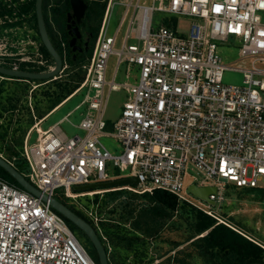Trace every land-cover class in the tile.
Returning <instances> with one entry per match:
<instances>
[{
    "label": "built area",
    "instance_id": "built-area-1",
    "mask_svg": "<svg viewBox=\"0 0 264 264\" xmlns=\"http://www.w3.org/2000/svg\"><path fill=\"white\" fill-rule=\"evenodd\" d=\"M116 3L124 9L110 35L108 21ZM154 11L170 15L158 29L151 24ZM177 16L191 19L186 35L175 28ZM50 24L57 31L52 20ZM124 24L120 47L115 48ZM23 29L28 31V26ZM31 29L30 56L20 61L30 62V71L49 70L50 61ZM58 36L64 65L66 42ZM131 37L134 42L128 43ZM231 40L240 43L239 67L224 64L218 50L219 43ZM23 49L20 53L25 54ZM14 55L0 48V65L23 69ZM110 55L116 62L107 79ZM121 65L125 80L116 82ZM82 67L84 77L75 92L85 93L76 108L85 105L86 109L76 127L84 134L69 136L58 123L46 130L34 125L38 137L29 143L27 135L22 147L28 165L25 177L43 194L73 200L119 189L136 193L161 189L226 224L215 213L225 199L226 184L264 186V0H151V4L106 0L92 54ZM134 68L137 78L129 81L136 75L131 73ZM225 70L241 72L242 83H224ZM119 89L127 97L117 120L108 122L104 119L108 95ZM102 136L116 139L120 151L111 153L100 142ZM110 168L116 173L111 175ZM188 175L190 184L216 187L209 194L215 206L189 197ZM126 177H136L138 183L73 190ZM75 205L100 231L103 217L96 211L97 203ZM0 264L95 262L48 202L0 177Z\"/></svg>",
    "mask_w": 264,
    "mask_h": 264
},
{
    "label": "rangeland",
    "instance_id": "rangeland-1",
    "mask_svg": "<svg viewBox=\"0 0 264 264\" xmlns=\"http://www.w3.org/2000/svg\"><path fill=\"white\" fill-rule=\"evenodd\" d=\"M22 1L24 0H19L18 2ZM141 2L151 4V0H141ZM0 3L6 4L8 8H13V15L0 16V42L2 41V44L6 42V45H1L0 48L2 52L6 51L15 53L16 55L13 56V59L17 58L15 63L19 65L20 68H22L23 63V69H28L30 68V62H21L20 58L30 56V27L32 28V38H34V40L39 43L37 40L36 29L33 24L32 14L30 13L29 15L18 16L16 14L17 9L14 8L18 4L17 2H11V5H9V0H0ZM123 9L124 7L120 3H116L113 6L108 21V34L111 35L114 33ZM166 17H170V15L163 12L154 11L151 21L152 27L154 29H158L163 23L167 22V19H165ZM17 21H19V23L13 24ZM190 23L191 19L189 17L177 16L175 28L181 35H186L188 33ZM24 25L28 26V31L23 29ZM92 25L95 26L96 22L92 21ZM10 28H14V30L10 32ZM124 33L125 24L117 34L116 43L114 45L115 48L120 47ZM22 39H24L23 42H21ZM132 42H134V40L131 37L128 39V43ZM12 44L14 45L9 46ZM22 47L24 48L23 52H25V54L20 53ZM239 48L240 43L236 40H231L230 43H219L218 50L222 58V62L229 66H241L242 62L240 61ZM115 62V55H110L107 63V79L112 77ZM6 65L9 66L8 64ZM68 67L69 66L67 62L63 65L62 72L65 69H68ZM74 71H77V69L71 70L70 74ZM124 72V65H121L117 76L115 77L116 82H122L125 80ZM131 73L136 75H132L129 78V81H134L135 77L137 78L136 69L134 68ZM67 77L69 76H66V78ZM223 81L226 84L240 85L242 83V73L237 70H225L223 73ZM29 86L30 94L28 95L27 106L29 109H31V111H33L34 103L36 101H42V96L40 95L41 91L45 89V85L42 83L36 84L35 82H31ZM76 88L43 118H35L34 123L27 128L23 135L22 147L27 135H29V143L35 142L36 138L38 137V132L36 131L34 125H36L37 128H41V130H46L51 125L58 123L62 131H64L69 136L75 134H84V131L77 128L76 125L81 120L86 106L82 105L76 108V105L79 104L83 99L85 90L75 92ZM32 89H36L37 91L35 97L31 96ZM105 92L107 93V88H105ZM126 97L127 94L123 89L111 90L109 92L104 113V119L106 121L114 122L117 120L121 113V108L126 100ZM2 101L5 102L4 99H2ZM18 103V109L13 113L6 111L0 116V124L8 121L11 117L9 135L12 133L13 128L16 127L18 121L21 118H26V110H24L23 107V105H25V100L19 101ZM32 127L34 128L30 133V129ZM100 142L111 153L120 151L118 141L112 137L102 136L100 137ZM0 155L3 158L6 156L3 151L0 152ZM128 171L129 170L125 172ZM109 173L111 175L115 174L116 169L110 168ZM191 182L192 179L190 175H188L185 178V187L187 188L188 184ZM261 185H264V179L261 180ZM224 194V201L215 207L216 216L224 221L226 223L225 225L228 224L227 226L233 228L244 236L246 235L247 238L258 243L259 245L264 246V186L260 187L259 189L250 190L247 188H238L233 184L227 183ZM93 195L82 196L73 200L66 198L65 200L67 204L76 207L75 203H93ZM125 197H122L121 199L125 200ZM189 197L193 200H197L196 196L192 194L189 195ZM128 199L129 198L126 197V200ZM120 202V199H116L112 202H109L110 204H108L107 207L100 209L102 213L101 216L106 219H110L111 222L118 220L124 222L120 226L121 241L106 235L107 241L105 244L106 246L109 245L110 247V250L108 249L107 253L108 257L111 258L112 264H162L168 257L172 258L171 262L173 264H205L203 260L196 255V251L191 244L192 239H190L193 235L192 223L194 219L192 211L189 209V207L197 209L196 207L184 201L178 200L179 204H184L187 206L184 208H181L182 206L176 208L170 216L159 217L157 214H154L155 212L152 210L153 207L151 204H147L137 197L136 199L129 201V203H132L135 207L133 216H131L126 214V210L120 207V205H117V203ZM97 203H103L101 196H99ZM114 205L117 206L115 207ZM125 215H129L128 219L127 217L125 219ZM214 219L218 223H223L219 222L216 218ZM74 235L83 245L86 251L91 255V257L95 259L96 250L94 249L90 240L80 231H77L74 233Z\"/></svg>",
    "mask_w": 264,
    "mask_h": 264
},
{
    "label": "trees",
    "instance_id": "trees-1",
    "mask_svg": "<svg viewBox=\"0 0 264 264\" xmlns=\"http://www.w3.org/2000/svg\"><path fill=\"white\" fill-rule=\"evenodd\" d=\"M18 1L19 0H12V2L18 3L16 7H14L17 9L16 14L18 16L29 15L30 13L32 14L33 24L37 33V40L40 44V51L46 58L49 59L51 66H53V60L44 48L38 36L36 17L34 13L35 0H24L22 2ZM88 1L89 4L84 21L87 27L93 31V35L91 45L84 56L77 55L73 57V53L70 51V47L68 46L69 36L65 28L64 19L65 12L69 7V0H43L42 9L48 34L50 40L61 56L63 53L60 46L58 33L66 42V63L68 62V69H65L56 79H52L50 81H36L31 79L24 80L17 78L10 79L6 76L0 75V116L6 111L13 113L18 109V102L25 100V105H23V107L24 110H26V118H21L18 121L16 127L13 128V131L10 135L9 129L11 117L8 121L0 124V152L3 151L6 155L4 157L11 161L13 166L24 176L27 175L28 165L20 151L22 148V138L27 128L34 123L35 118H43L49 111L62 102V100H64L69 94H71L73 90L78 87L84 77V69L82 65L90 58L92 54L94 42L97 37L106 3V0ZM0 5V16L13 15V8H8L7 5L3 3H0ZM51 20L54 23L57 31H54V29L50 26L49 22ZM92 21L96 22L95 26L92 25ZM15 23H19V21L14 22L13 24ZM23 66L24 64L22 63V68ZM74 69H77V71H74L70 74V71ZM66 76L69 77L66 78ZM31 82H35L36 84L42 83L45 85V89L41 91L40 95L42 96V101H36L34 103L33 111H31V109H29L27 106L28 95L30 94L29 84ZM36 93V89L31 90L32 97H35ZM2 99H4L5 102H3ZM0 177L20 187L19 184L1 167ZM132 186H134V184H132ZM247 189L254 190L259 188L252 187ZM99 196H101L103 203H97ZM125 196L129 199L126 200ZM122 197H125V200L121 199ZM137 197H139L141 201L151 204L153 207L152 210L155 212L154 214H157L159 217L170 216L176 208L181 206V208H184L187 206L184 204H179L178 199L174 194L161 189H155L152 193L144 192L139 194L126 189L107 191L102 193V195L97 193L93 195V203H97L96 211L99 215H102L100 209L107 207V205L110 204L109 202L120 199L121 202L117 203V205H120V207L126 210V214L133 216L135 207L132 203H129V201H132ZM56 198L70 207L77 215L93 226L99 239L104 245L106 252L108 251L107 246L100 231L106 238L108 236L121 241L120 226L124 223L123 221L118 220L111 222L110 219H106L102 216L103 220L98 223V227L100 228L99 231L97 226L89 220L83 211L73 205L67 204L65 200L66 198L64 197H59L56 195ZM117 205L114 206L116 207ZM189 209H191L194 219L192 223L193 235L190 238L192 239L191 244L196 251V255L199 256L205 264H264V247L250 240L233 228L223 223H218L213 217L207 215L201 210L191 207H189ZM129 215H125V219L126 217L128 219ZM64 219L73 233L80 231L83 235H85L73 223H71L66 218ZM92 259L94 260L95 264H100L96 251L95 259ZM108 260L109 264H112L110 257H108ZM171 261L172 258L168 257L162 264H173Z\"/></svg>",
    "mask_w": 264,
    "mask_h": 264
},
{
    "label": "water",
    "instance_id": "water-1",
    "mask_svg": "<svg viewBox=\"0 0 264 264\" xmlns=\"http://www.w3.org/2000/svg\"><path fill=\"white\" fill-rule=\"evenodd\" d=\"M43 0H35L34 2V13L36 17V26L38 36L41 43L43 44L46 51L49 53L51 59L53 60V66L51 69L46 71H30L23 69H14L6 66L0 65V75L6 76L7 78L13 79H24V80H47L50 81L55 79L63 70V60L52 41L50 40L48 30L46 27L43 9H42ZM88 7V0H69L70 10L67 12L66 17V30L68 33V46L70 47L71 52L80 51L83 49L88 50L89 39L84 41L83 48L78 44V40L82 39V33L78 25L71 26L72 24H79L82 18L85 15V12ZM73 18V19H72ZM72 19V20H71ZM0 167L3 168L18 184L21 188L29 191L33 195L40 197L44 202H48L50 207L59 213L61 216L69 220L76 227H78L90 240L94 249L96 250L99 263L100 264H109L108 254L105 250L104 245L99 239L93 226L88 223L86 220L77 215L70 207L61 202L59 199L53 196H48L43 194L39 189L32 185L29 180L20 173L12 163L7 161L5 158L0 156ZM138 180L136 177H126L118 178L105 182L98 183H89L84 185L74 186L73 190L75 191H91L100 188L116 187L125 184H137ZM188 192L192 195L206 201L212 206H215V201L209 198V194L216 192V187L214 186H197L195 184H189L187 186Z\"/></svg>",
    "mask_w": 264,
    "mask_h": 264
},
{
    "label": "flooded vegetation",
    "instance_id": "flooded-vegetation-1",
    "mask_svg": "<svg viewBox=\"0 0 264 264\" xmlns=\"http://www.w3.org/2000/svg\"><path fill=\"white\" fill-rule=\"evenodd\" d=\"M88 4H89V1H88ZM88 8V7H87ZM70 10V8L68 7V9H67V11L65 12V19H64V24H65V28H66V24H67V22H66V17H67V12ZM87 11V10H86ZM85 18H86V12H85V15H84V17L82 18V20H81V22L79 23V24H77V23H75V24H72L71 26L73 27V26H75V25H78L79 26V29H80V31H81V33H82V39L81 40H78V44H80L83 48H85V46H84V41L86 40V39H89V43H88V49H89V47H90V45H91V40H92V33H93V31H91V29H89L88 27H87V25L85 24ZM73 19V18H72ZM71 19V20H72ZM89 26V25H88ZM87 51L88 50H85V49H83V51L82 52H80V51H76V52H72L73 53V57H75V56H84L86 53H87Z\"/></svg>",
    "mask_w": 264,
    "mask_h": 264
},
{
    "label": "crops",
    "instance_id": "crops-1",
    "mask_svg": "<svg viewBox=\"0 0 264 264\" xmlns=\"http://www.w3.org/2000/svg\"><path fill=\"white\" fill-rule=\"evenodd\" d=\"M50 23V22H49ZM101 24V23H100ZM50 26L52 27V28H54L51 24H50Z\"/></svg>",
    "mask_w": 264,
    "mask_h": 264
}]
</instances>
